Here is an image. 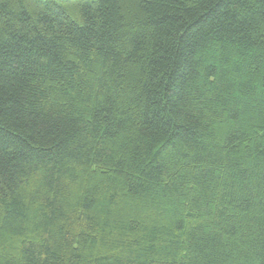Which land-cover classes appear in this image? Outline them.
I'll list each match as a JSON object with an SVG mask.
<instances>
[{
  "label": "trees",
  "instance_id": "obj_1",
  "mask_svg": "<svg viewBox=\"0 0 264 264\" xmlns=\"http://www.w3.org/2000/svg\"><path fill=\"white\" fill-rule=\"evenodd\" d=\"M0 264H264V0H0Z\"/></svg>",
  "mask_w": 264,
  "mask_h": 264
}]
</instances>
